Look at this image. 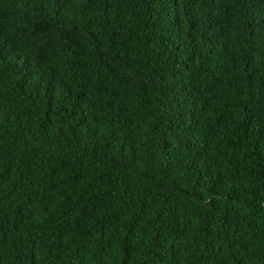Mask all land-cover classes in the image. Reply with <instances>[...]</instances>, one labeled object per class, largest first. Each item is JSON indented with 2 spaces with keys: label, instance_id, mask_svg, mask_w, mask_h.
<instances>
[{
  "label": "trees",
  "instance_id": "obj_1",
  "mask_svg": "<svg viewBox=\"0 0 264 264\" xmlns=\"http://www.w3.org/2000/svg\"><path fill=\"white\" fill-rule=\"evenodd\" d=\"M0 264H264V0H0Z\"/></svg>",
  "mask_w": 264,
  "mask_h": 264
}]
</instances>
